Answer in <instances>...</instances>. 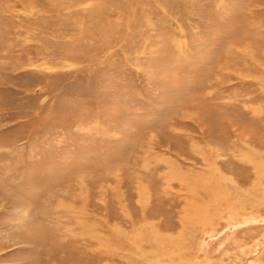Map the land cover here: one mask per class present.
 <instances>
[{
	"label": "rangeland",
	"instance_id": "rangeland-1",
	"mask_svg": "<svg viewBox=\"0 0 264 264\" xmlns=\"http://www.w3.org/2000/svg\"><path fill=\"white\" fill-rule=\"evenodd\" d=\"M0 264H264V0H0Z\"/></svg>",
	"mask_w": 264,
	"mask_h": 264
}]
</instances>
